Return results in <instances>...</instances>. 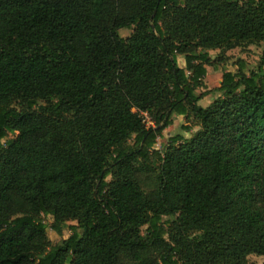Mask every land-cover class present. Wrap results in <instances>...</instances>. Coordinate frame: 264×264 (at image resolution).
Instances as JSON below:
<instances>
[{"label": "trees", "instance_id": "trees-1", "mask_svg": "<svg viewBox=\"0 0 264 264\" xmlns=\"http://www.w3.org/2000/svg\"><path fill=\"white\" fill-rule=\"evenodd\" d=\"M261 42L264 0H0V264H260L264 55L198 90Z\"/></svg>", "mask_w": 264, "mask_h": 264}, {"label": "rangeland", "instance_id": "rangeland-1", "mask_svg": "<svg viewBox=\"0 0 264 264\" xmlns=\"http://www.w3.org/2000/svg\"><path fill=\"white\" fill-rule=\"evenodd\" d=\"M121 35L129 36L132 33L131 29H121ZM211 57L216 60L214 64H207V74L205 76V85L198 90V92H205L206 95L200 100L199 104L202 106L209 105L213 100H215L221 93L219 91V86L222 82V77L224 71H237L239 67V60L245 65V71L250 72L256 69L261 63L264 55V42L259 44H250L247 46L236 47L226 51L223 56L225 60L223 62L218 61L219 56L222 54L220 49L209 50ZM176 60L182 66H184V56L177 55ZM148 125H152L150 120H147ZM190 129H186L189 128ZM199 129V126L193 119H187L185 116L175 115L173 118V123L163 131V135L158 138L156 148L163 150V148L171 141V139L177 134H183L186 138H190ZM15 133H9L7 137L3 139L6 142L8 139L13 138ZM140 182L143 188L148 194L152 193L155 188L154 176L152 173H138ZM111 176L109 177V179ZM165 220L170 218L169 216L163 217ZM47 223L52 222L51 216H44ZM70 224H77L76 221H69L67 226L64 228L63 234H59L52 228H48L47 232L49 238L52 242L59 243L62 239L67 238L71 235L72 231L69 228ZM249 260L257 263L264 262V255L250 254Z\"/></svg>", "mask_w": 264, "mask_h": 264}, {"label": "built area", "instance_id": "built-area-1", "mask_svg": "<svg viewBox=\"0 0 264 264\" xmlns=\"http://www.w3.org/2000/svg\"><path fill=\"white\" fill-rule=\"evenodd\" d=\"M143 115L145 116L146 120H150L149 116L147 113H143ZM151 121V120H150ZM152 122V121H151Z\"/></svg>", "mask_w": 264, "mask_h": 264}, {"label": "crops", "instance_id": "crops-1", "mask_svg": "<svg viewBox=\"0 0 264 264\" xmlns=\"http://www.w3.org/2000/svg\"><path fill=\"white\" fill-rule=\"evenodd\" d=\"M182 66V65H181Z\"/></svg>", "mask_w": 264, "mask_h": 264}]
</instances>
